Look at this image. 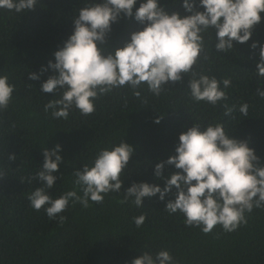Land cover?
<instances>
[{"label":"trees","instance_id":"trees-1","mask_svg":"<svg viewBox=\"0 0 264 264\" xmlns=\"http://www.w3.org/2000/svg\"><path fill=\"white\" fill-rule=\"evenodd\" d=\"M99 0H37L34 10L17 13L0 9V76L6 75L15 85L7 110L0 112V264H131L142 253L155 256L167 250L175 264H264V208L245 213L247 223L233 232H225L217 225L205 234L198 227H187L184 216L165 211L169 200L175 198V187L159 199V193L143 198V206L126 203L124 191L133 183L165 186V179H157L155 165L176 155L179 135L199 124H223L225 132L234 139L246 141L264 165V99L257 89L264 90V77L257 75L260 46L264 45V12L261 22L252 30L250 39L241 44L233 42V49L218 52L215 30L204 33L205 53L194 66L197 73L215 77L227 100L213 106L191 98L184 76L181 83L164 86L159 96L152 94L146 84L134 94L130 86L113 89L95 100V111L82 115L75 107L68 119L53 118L44 107L49 100L61 98L63 90L44 93L41 85L56 73L48 67L55 63L54 53L63 47L74 30L73 19L79 9ZM133 17L121 14L111 25L107 42L98 45L104 54L114 53L130 41L133 32L142 30ZM184 0H158L169 14L190 15L183 7ZM199 5V0H195ZM197 10L203 11L202 7ZM256 42L257 47L251 45ZM203 55L208 59L204 60ZM46 69L45 71H42ZM36 73L39 79H29ZM229 79L225 88L222 81ZM247 103L248 114L239 106ZM237 106L226 116L224 105ZM162 117L159 123L156 119ZM134 148L128 167L123 171L119 192L104 195L102 203L89 200V206L69 202L61 213L63 224L49 219L44 208L30 206L28 195L37 187L31 180L44 162L45 148L60 145L62 157L53 188L47 193L58 198L75 189L73 172L83 165H93L102 149L111 150L121 142ZM14 154L15 160L8 155ZM54 159V157H53ZM178 171L165 164L163 176ZM21 179L24 182H21ZM144 215L143 225L137 227L133 217Z\"/></svg>","mask_w":264,"mask_h":264},{"label":"clouds","instance_id":"clouds-1","mask_svg":"<svg viewBox=\"0 0 264 264\" xmlns=\"http://www.w3.org/2000/svg\"><path fill=\"white\" fill-rule=\"evenodd\" d=\"M137 0H99L79 9L74 17V30L64 42L62 48L54 53L55 63L49 61L56 75L50 76L41 85L44 93H57L63 90L61 98L49 100L44 110H52L53 118L68 119L69 111L75 107L82 115L95 111V100L110 93L113 89L130 86L134 94L143 84L148 90L159 96L168 84H178L184 76H189L188 88L191 98L196 102H206L213 106L227 100V94L220 88V81L197 73L194 66L205 53L203 34L209 29L215 30L218 52L233 49V42L245 43L255 25L261 22L264 12V0H184L183 7L190 15L169 14L158 0H143L136 8L134 18L142 30L135 31L130 41L114 53L104 54L98 45L107 42L111 25L118 21L121 14L133 17V8ZM37 0H0V9L14 10L17 13L35 9ZM202 7L204 10H197ZM251 47L255 49L257 43ZM207 60L208 56L203 55ZM257 75L264 77V45L260 46ZM46 69L42 68V71ZM29 79L36 80V73H29ZM225 88L231 81H222ZM15 90L9 84L6 75L0 76V112L7 110ZM256 94L264 99V90L257 89ZM248 104L239 106L244 116L248 114ZM225 115L237 110L236 105H224ZM162 117L156 119L160 122ZM60 145L43 151L44 162L31 180H38L42 187L35 188L28 195L30 206L39 211L45 209L49 219L63 224L66 217L61 215L71 201L84 208L89 200L100 204L104 195L119 192L123 181L121 175L128 167L134 148L121 142L111 150L98 152L93 165H83L82 170L73 172V183L83 195L75 189L67 191L53 199L47 189L53 188L62 157L58 154ZM176 155L155 165L157 179H165L163 188L148 183H133L124 191L122 203L129 200L137 206H143V198L159 193V199L175 187V198L169 200L165 211L176 212L184 216L187 227H198L205 234L211 233L219 225L225 232H233L247 223L245 213L254 208H264V165L255 150L241 141L229 136L223 124H208L202 128L199 124L183 131L179 135ZM54 157V159H53ZM15 160L14 154L8 155ZM165 164L174 165L178 170L168 177L163 176ZM5 173L0 171V178ZM21 182H24L21 179ZM146 217H133L137 227H141ZM131 264H175L167 250L155 253H142Z\"/></svg>","mask_w":264,"mask_h":264}]
</instances>
